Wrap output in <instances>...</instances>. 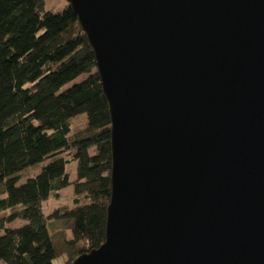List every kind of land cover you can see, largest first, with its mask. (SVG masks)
Instances as JSON below:
<instances>
[{
    "label": "water",
    "instance_id": "1",
    "mask_svg": "<svg viewBox=\"0 0 264 264\" xmlns=\"http://www.w3.org/2000/svg\"><path fill=\"white\" fill-rule=\"evenodd\" d=\"M111 119L106 239L72 264H264V0H67Z\"/></svg>",
    "mask_w": 264,
    "mask_h": 264
},
{
    "label": "trees",
    "instance_id": "2",
    "mask_svg": "<svg viewBox=\"0 0 264 264\" xmlns=\"http://www.w3.org/2000/svg\"><path fill=\"white\" fill-rule=\"evenodd\" d=\"M44 5L45 0H0L1 264H54L61 252L48 227L53 219L69 218V264L106 239L109 104L71 6L54 12ZM72 163L73 180L67 171ZM36 169L41 170L29 176ZM68 186L77 204L45 215L43 204ZM17 220L24 223L12 226Z\"/></svg>",
    "mask_w": 264,
    "mask_h": 264
},
{
    "label": "rangeland",
    "instance_id": "3",
    "mask_svg": "<svg viewBox=\"0 0 264 264\" xmlns=\"http://www.w3.org/2000/svg\"><path fill=\"white\" fill-rule=\"evenodd\" d=\"M68 5L67 0H45V9L52 10L54 12H61ZM86 76L83 75L76 79L74 82L69 83L66 87L73 83L81 81ZM65 87V88H66ZM81 127L84 125L79 123ZM41 169L31 170L29 176H35ZM67 171L70 174V179L73 180L76 177V164L72 163L67 166ZM24 173V172H23ZM26 177L22 179L24 182ZM20 182V183H21ZM87 202V199H83L80 203ZM75 197L73 196V186L65 187L60 191V194H53L51 198L43 204V210L45 215H49L57 209L64 207L72 208L76 205ZM24 223L23 220H17L11 225L16 227ZM48 227L51 234L54 236L53 240L57 248H60L61 255L54 259V264H69L71 254L74 252V247L69 245L66 241L72 237L69 229V218L53 219L48 221ZM2 233V232H1Z\"/></svg>",
    "mask_w": 264,
    "mask_h": 264
},
{
    "label": "crops",
    "instance_id": "4",
    "mask_svg": "<svg viewBox=\"0 0 264 264\" xmlns=\"http://www.w3.org/2000/svg\"><path fill=\"white\" fill-rule=\"evenodd\" d=\"M1 264V263H0Z\"/></svg>",
    "mask_w": 264,
    "mask_h": 264
}]
</instances>
